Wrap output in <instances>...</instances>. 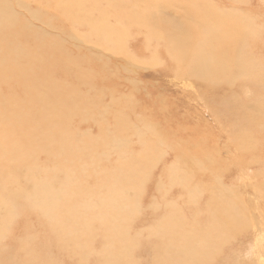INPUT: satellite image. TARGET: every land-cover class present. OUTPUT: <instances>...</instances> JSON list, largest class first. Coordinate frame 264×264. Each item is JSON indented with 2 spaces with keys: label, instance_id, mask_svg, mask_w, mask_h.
Returning <instances> with one entry per match:
<instances>
[{
  "label": "bare ground",
  "instance_id": "bare-ground-1",
  "mask_svg": "<svg viewBox=\"0 0 264 264\" xmlns=\"http://www.w3.org/2000/svg\"><path fill=\"white\" fill-rule=\"evenodd\" d=\"M195 3L192 2V5L200 6ZM159 4V0H0V79L7 77L10 82L18 80L25 88L22 93L30 97L16 98L4 95V85L0 81V181L6 176L0 186V232L11 228V217L19 214L17 207L23 202L26 212L33 213L39 224L46 225V229L55 235V238H52L54 241L48 239L52 243L50 247L55 245L61 250V247L69 249L70 246L67 245H71L70 252L78 254L82 264H89L85 260L88 259L89 253L96 256L95 264H138L134 253L143 242L140 241L139 233L131 234L132 224L140 210L144 209L140 204V197L138 198L140 182L143 177H148L150 170L161 157L158 135L151 138L145 132L135 130L141 145L130 153L129 139L123 134L128 130L125 126L127 122L115 107V113L112 115L115 126L111 131L124 139L118 142L116 137L108 139L106 135H109L110 128H104L98 123L99 132L103 134L99 133L96 137H86L82 134L84 138L77 142L78 133H74V127L69 123L59 125L58 122L74 115L83 119L89 118L91 112L97 108L98 113L102 115L107 112L97 106L95 89L87 83L88 78L95 74L91 60L97 57L101 60V57L98 54L93 58L95 54L90 51L71 55L63 47V41L58 35L44 33L45 31L35 28L22 15H30L34 20H41L50 26L56 23V18L57 21L63 19L73 28L74 39L91 43L92 46L104 49L110 54L132 56L128 50L129 28L133 26L136 29H145L146 35L152 36L155 32L152 19L157 17ZM17 8L24 9L25 13H19ZM47 9H52L53 12H47ZM216 12L212 18L209 14L207 16L210 18L204 13L201 14L200 18L203 20L199 19L201 26L198 25V28L193 27L194 24L191 25L189 30L197 31L198 38L189 34L192 36L189 37L191 40L185 43L183 37L180 42L182 49H179L175 42L170 44L172 46H169V53L173 59L176 57L175 66L181 62L185 63L183 70L198 81L215 82L223 71L226 74L232 73L235 77L240 76L236 77L238 80L250 78L254 87H261L263 82L258 75L260 69L252 65L253 59L244 61L236 56L235 68L233 63L229 72H225L226 61L230 57L229 46L231 42L235 45L242 36V33L231 34L229 27H235L236 30H233L238 32L239 28L243 29L242 24H249L241 21L242 18L235 23L236 20L231 17H228L230 24L226 23V16L223 18ZM75 17L79 21H76ZM74 23L83 24L87 29L79 30L78 27L83 25L76 27ZM227 26L230 36L225 32L227 30L223 29ZM187 38L185 40H188ZM17 59H20V63L14 64ZM102 63L107 66L105 60ZM229 80L231 81L226 79L224 82ZM81 84L88 89L83 91ZM77 104L81 108H77ZM115 104L117 105V101ZM245 105L251 109V130L254 131L256 127L264 128V97L257 95ZM257 132L263 135L264 129ZM248 134L246 136L253 140V135ZM251 144L247 150L255 151L256 148L253 147L259 144L257 139ZM97 150H100L103 158L98 155ZM109 151L116 155L115 165L112 167L106 164ZM251 156L252 164L260 166L261 160H258L257 156ZM186 158L187 160L182 158L179 162L175 161L166 170L170 183L184 190L181 196L186 198L185 204L194 207V204L199 202L198 192H202L203 187L201 189L197 182L195 185L190 184L189 169L192 167L188 162L192 159ZM15 165L18 166L16 176L5 174L10 166ZM95 171L97 172L94 173ZM86 172L92 177L95 174L92 186H87L85 182ZM258 175L260 173L255 176ZM218 178L214 179H218L215 185L208 186L210 196L206 200V215H203L202 223L197 221L195 216H192L191 220L186 218L187 212H183L175 200H165L164 210L161 211L163 214L158 217L159 222H155L157 226L154 228L151 225L153 228L146 230L148 242L153 241L150 242L151 264H213L217 254L223 256L222 260L220 259L221 264H227L231 259L238 257L243 261L239 264H264V205L254 203V200H257L264 204V194L258 200L255 185L250 182L252 191L249 188L246 191L252 195L250 203L252 202L253 206H235V203L240 202L239 198L248 196L244 190L247 184L241 190L236 186H229L226 178ZM14 183H17L15 188ZM27 184H36L37 189L44 187L38 196L39 199L33 188L27 187ZM12 185L14 189L11 191ZM167 192L168 190L159 193L164 197ZM133 194H136L135 198ZM246 200L243 198V203ZM24 204L30 207H25ZM8 206H11L9 215ZM153 207L155 208V205ZM243 223L255 234L258 233V246L231 253L233 245L230 239L241 233ZM60 231L70 237L64 238ZM99 235H103L104 241L99 249H94V242ZM6 238L5 232H1L0 245H3L2 240ZM23 239L19 242L21 252L27 259L29 253L32 255L29 259L32 264H44L41 252H38L37 238L28 233ZM3 253L0 249V258ZM16 257L18 259L17 254ZM12 261L15 260L11 257L9 262L0 260V264H9Z\"/></svg>",
  "mask_w": 264,
  "mask_h": 264
},
{
  "label": "rangeland",
  "instance_id": "rangeland-1",
  "mask_svg": "<svg viewBox=\"0 0 264 264\" xmlns=\"http://www.w3.org/2000/svg\"><path fill=\"white\" fill-rule=\"evenodd\" d=\"M143 1L147 2L148 0ZM159 1V12L157 14L154 12L153 14L154 16L156 14L157 17L152 19L155 31L152 36L148 37L145 29H136V27L133 26L129 28L128 50L132 53V56L127 54H124V56L110 54V52L104 51V49H100L99 47L98 49L92 46L91 43L74 39L75 34L72 33L74 31L73 28L63 19L57 21L55 17L56 23L50 26L41 20H34L30 15H22L23 18L27 19L35 28L43 30L45 31L44 33L47 32V34L50 35H58L63 41V47L70 52L71 55L75 56L78 52L90 51L95 54L92 56L93 58L97 57L98 54V56L101 57V60H98V57L97 59L91 60V66H94L92 70L96 75L94 74L95 77L88 78L89 80H87V83L91 84L92 89H95L96 94L94 96L97 100V106L100 110L105 109L107 112L102 115V113H98L99 110L97 108L94 112H91V117L89 118L86 117L83 119L74 115L73 117L65 118L58 122L59 125L69 123L75 128H73V130L75 131L74 133H78L77 142L81 141L84 136L96 137L99 133L103 134L99 132L98 123L103 125L104 128L105 126L108 129L110 128V130H108L109 135H106L108 139L116 137L118 138L116 142L124 139V137L114 135L111 131L113 126H115L112 119V115L115 113V107L120 110L121 115L127 122L125 126L128 130L123 134L129 139L130 148L128 147V150L130 149V153L137 150L141 145L140 140L136 136L137 131L135 130L141 133L145 132L146 135L151 138H155V135H158L157 142L160 144L161 157L150 170L148 177H143V181L141 180L140 182V191L138 190L139 195H137L138 198L140 197L139 201L142 207L144 206V209L140 210V213L134 218L132 224L133 232L131 231V234L135 233L138 235L139 233V236L141 235L140 241L143 242L134 253V255L136 254L135 256L138 260V264L152 263L150 242L153 241L149 240L148 242L146 230L157 226L159 222L158 217L163 214L161 211L164 210L163 206L166 201L175 200L183 209V212L184 210L187 212L186 215L188 217L186 218L191 220L192 216H195L197 221L202 223L203 215H206V200L210 196V187L208 186L210 184L215 185L219 179L218 176L226 178V182L229 186H236L241 189L247 184L244 190L248 196L239 198L240 202L235 203V206L240 204H242L243 207H245V205L247 207L253 206V203H250L252 195L246 191L247 188L252 191L250 182L255 185L254 190L257 191L256 196L258 200L264 194V189H262L264 188V147H262L264 146V134L262 135L257 132V130H263L264 128L256 127L254 131L253 129L251 130V109L245 105L248 103L249 99H253L257 95L264 97V0ZM192 2H196L200 4V6H193ZM196 8L197 10H195ZM17 10L19 13H25L24 9L17 8ZM47 10V12H53L52 9ZM54 12L57 13V11ZM215 12L219 13L217 15L223 16V18L226 16L224 19L226 23L230 24V19L228 17H231L236 20L235 23L242 18L241 21L249 24V26L247 24H242L243 29L239 28L238 32L233 30L235 27H229L231 34L238 35L242 33V36L238 38L235 45L231 42L229 46L231 47L229 50L230 57L226 61L225 72H229L228 70L233 63V68H235L236 56L244 61L253 59L251 61L252 65L260 69L258 75L263 82L261 87L258 88L255 85V88L250 78L238 80L236 77L240 78V76L236 75L235 77L232 73L226 74L223 71L219 73V77L215 82L198 81L195 80L194 77H192V79L190 75L183 70L185 63L181 62L180 65L175 66L176 57L173 59L169 53V48L173 45V42L177 43L179 49H182L183 47L180 42L183 40L184 42L190 41L191 39L189 40V37H192L191 35H193L194 38H198V36H196V34H198L197 31L189 30L192 28L191 25L194 24L193 27L198 28V25L201 26L199 22L203 20L200 18L201 14L204 13L206 16L209 14L212 18L216 15ZM208 17L209 16H207V18ZM76 18L77 17H75V20L79 21V19L77 20ZM20 22L22 23L21 19ZM74 24L76 27L78 25H83L79 23ZM66 27L67 29H65ZM62 28L66 31H63ZM83 28L87 29L85 25L78 27L79 30H83ZM223 29L224 31L227 30L225 32L230 36L228 26L223 27ZM185 37H188V40H185ZM176 38L179 41H175L177 40ZM185 45L186 48H188V45ZM78 47H80V51H78ZM104 60L107 62V66L103 65L102 61ZM19 63L20 59L14 61V64ZM233 68L231 70H233ZM226 79H231V81L224 82ZM0 81L4 85V95L15 96L16 98H22L23 96L30 98L29 95L22 93L25 88L18 80H16V82H10L7 77H4L0 79ZM82 86L81 84L80 87ZM86 89H88V87L83 86L82 90L86 91ZM116 101L117 105L115 104ZM106 105H108L109 108H107ZM76 107L81 108L78 104ZM252 131L255 132V134L252 133ZM248 133H250V136L252 134L255 140L257 139V144L259 143L257 147H253L256 148L254 149L255 151H253V149L252 151L247 150L251 147V143L255 141L254 139L252 140L250 136L251 139L246 136L249 135ZM246 144H248V146H245ZM117 146L120 147L118 144ZM99 152L100 150H97L98 155L103 158V154ZM250 152L254 157L257 156L256 158L258 160H261L260 166L256 163L252 164ZM107 155V158L109 157L108 160L106 158H104V160H107L108 163L106 164L112 167L115 165L116 155L111 151H109ZM186 157L192 159L188 162L189 166L193 168L189 169V175L191 176L190 184L195 185L198 183L201 189L203 187V191L201 192L200 190V192H198L199 195L197 196V200L199 197L200 199L198 204H194V207L190 204H185L184 200H186V198L181 196L184 190L178 185H172L170 183L166 170V168L170 167L175 161L179 162L182 158L187 160ZM51 162L53 163V161ZM209 165L211 166L209 167ZM248 166L250 168H248ZM17 167L16 165L10 166L9 171L5 172V174L9 173L11 176H16ZM261 168H263V173ZM96 172L97 171L94 173ZM190 172H192V174ZM259 173L260 175H258V177L255 176ZM85 175L87 177L85 179L87 186H92L94 184L95 174L92 177L91 174L86 172ZM4 177L6 176H3L2 181H0V186H2L1 183L4 181ZM210 177L211 179H209ZM216 178L218 179L214 181ZM169 184L170 186H168ZM13 185H15V188L17 183ZM13 185L10 189L11 191L14 189ZM27 187L33 188L37 199H39L38 196L44 188L41 187L37 189L36 184H27ZM256 187L260 188L256 189ZM167 190V194L163 197L160 193H165ZM133 195V198H135L136 194ZM243 198H246L247 202L244 201L243 203ZM254 203L264 205L257 200H254ZM154 205L156 209L153 207ZM24 206L30 207L28 204H24ZM34 206L37 207L35 204ZM17 208L19 214H17L16 217H11L14 221V223L12 221L11 228L1 231L5 232L7 238L2 240L3 245H0V249L4 252L0 260L4 259V261L9 262L12 257L15 261L9 264H32L29 260L32 258V255L29 253V259H27L25 254L21 252L19 243L30 233L37 238L36 242L39 244L38 252H41L40 255L44 260V264L83 263V261L79 259L78 254L74 255L71 253V245H67L70 246L69 249L61 247V250L57 249L55 245L50 247L52 243H50L48 239H50L51 242L54 241L52 238H55V235L46 229V225L39 224L37 218L33 216V213L26 212L27 209L25 210L23 208V202ZM21 210L23 212H21ZM157 210L159 211L157 212ZM10 212L11 206H8L7 214L9 215ZM71 217H73V214ZM151 225L153 227H151ZM240 232L239 235L236 234L235 238L230 239L233 245L231 253L234 251L235 253H239V251H243L247 247L258 246V240L256 238L258 233L255 234L250 228L245 227L244 223ZM60 234L64 238L70 237L69 234H64L62 231H60ZM59 237L61 238V236ZM29 238L30 237H28V239ZM103 241V235H99L94 242V249H99ZM47 243L50 244L48 245ZM76 248L78 249L79 247L77 246ZM227 248L230 250L229 246H227ZM89 254L88 259L85 260L89 262V264H95L94 259L96 256L93 253ZM14 256L16 258H14ZM222 257L223 256L217 254L213 264H221ZM19 259L21 262H19ZM241 262L243 261L239 260L238 257L236 259H231V262L227 264H239Z\"/></svg>",
  "mask_w": 264,
  "mask_h": 264
}]
</instances>
